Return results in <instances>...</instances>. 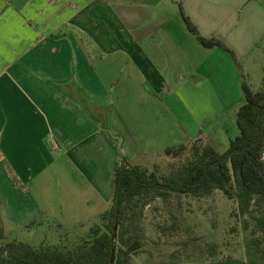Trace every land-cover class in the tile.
<instances>
[{
	"label": "crops",
	"instance_id": "obj_1",
	"mask_svg": "<svg viewBox=\"0 0 264 264\" xmlns=\"http://www.w3.org/2000/svg\"><path fill=\"white\" fill-rule=\"evenodd\" d=\"M168 1L175 9L178 0ZM183 1L198 8V15L188 18L199 31L197 20L206 18L201 2ZM161 2L0 0L1 198L5 190L13 191L4 180V165L25 185L58 161L84 188L111 198L118 158L133 163L185 144L233 107L234 118L241 79L229 55L201 46L178 8L154 16L150 7ZM246 7L238 33L241 52L256 46L261 36L255 31L264 32V10L256 15L263 21L261 30L251 22L257 19L255 5ZM47 136L57 144L55 159ZM30 191L23 189L19 205L7 200L0 211L10 214L6 222L20 228L59 222L52 205L38 207Z\"/></svg>",
	"mask_w": 264,
	"mask_h": 264
},
{
	"label": "trees",
	"instance_id": "obj_2",
	"mask_svg": "<svg viewBox=\"0 0 264 264\" xmlns=\"http://www.w3.org/2000/svg\"><path fill=\"white\" fill-rule=\"evenodd\" d=\"M178 9L186 30L197 42L207 49L227 52L240 74L243 103L235 113L237 131L228 138L227 148L218 152L203 144L199 132L194 140L143 156L137 162L118 158L109 209L97 216L71 247L63 241L36 247L1 243L0 264H109L111 257L112 264H131V258L143 253L142 247L148 242L140 228L147 216H151L149 224L157 235V241L149 243L155 248L174 249L165 258L168 262L161 264L229 261L232 258L222 255L216 240L204 238L188 223L184 224L193 212L191 204L206 201L215 191L233 207L227 217L233 223L234 218L241 223L244 232L250 230L251 239L243 257L245 264H264V75L259 89L251 91L235 54L216 39L200 37L180 6ZM263 41L264 38L255 47L260 48ZM154 157H164L173 163L167 172L158 174L156 167L147 168L149 159ZM41 226L36 221L27 228ZM227 232L233 234L234 227ZM160 240H163L161 244Z\"/></svg>",
	"mask_w": 264,
	"mask_h": 264
},
{
	"label": "rangeland",
	"instance_id": "obj_3",
	"mask_svg": "<svg viewBox=\"0 0 264 264\" xmlns=\"http://www.w3.org/2000/svg\"><path fill=\"white\" fill-rule=\"evenodd\" d=\"M163 1L150 7V12L154 16L170 15L173 12H177L178 5L187 18L189 14H192L194 18L198 15V8H188L183 0H178L173 10H171L168 0ZM199 1L203 8L201 15L206 17L205 19L197 20V24L201 28L197 31L198 34L200 32L199 36L202 37L201 34H204L205 38H202L216 39L227 48L234 49L240 72L246 85L251 91H257L264 75V41L260 48L252 46L249 50L241 52L238 46L241 42L239 41L238 33L243 23V17L248 14L249 6H246L250 3L254 4L255 12L253 15L256 16L259 15V8L264 10V0ZM256 17L257 19H251V22H253V25L259 24L262 30L261 23L263 21L261 17ZM190 22L196 28L194 23ZM256 36H261L257 39V43H259L264 38V32L255 31ZM50 88L56 90V87L53 85ZM240 102L241 104L243 103L242 100ZM240 105H237V107ZM232 109L223 113L215 124L213 123L204 127V134L203 136L201 135L203 144L214 147L218 152H223L227 148L228 138H232L237 131L234 126ZM49 137L52 138V136H47L45 140L46 147L51 158L54 157L55 159L58 154L57 151L55 153L52 150V147H55L57 150V144ZM171 163L173 161L170 159L154 157L149 159L147 168L156 167L158 174H162L167 172L168 166ZM3 170L4 180L8 182V187H12L13 191L7 192L5 190L4 194L6 197H0V211L3 212L7 200L13 201L14 206L19 205L18 202L23 200V189L27 191L31 187L30 196H32L34 203L40 208L45 202L46 204L50 203L52 209L59 216V222H44L41 227L27 229L28 225L25 228H20L6 222L10 214H0V243L16 242L36 247L40 244L55 245L59 241H63L67 247H71L77 236L86 232L89 226L96 221V217L106 212L110 207L111 198L109 193L101 191L100 196H97L87 188H84L80 183L73 180L72 169L63 162L58 161L55 165L48 166L45 173L40 175L37 180L32 179L31 181V177H29V181L25 182V185L20 182L18 173H14L9 165H4ZM28 176L30 175H26V178ZM3 192V188L0 186V194ZM191 205L190 209L193 212L184 224L188 223V225L193 227L195 233L203 234L204 238L216 240L221 245L220 251L223 256L243 259L245 256V246L251 239L250 230L248 229L244 232L241 229V223L237 222L235 218L233 223V220L227 217L233 208L231 203L226 201L220 192L215 191L213 196L206 201L200 204L192 203ZM75 220H79L81 223H77ZM149 221H151V216H147V219L140 224V228L148 242L142 247L143 253L131 258V264H161V262H168L169 259L165 261V258L174 250L173 248L164 246H157L155 248L149 243V241L153 243L157 241V235L152 226H150ZM81 224L83 227H79ZM231 227H234V233L228 234L227 231ZM160 241L159 243L161 244L163 240ZM225 241H228V244H224Z\"/></svg>",
	"mask_w": 264,
	"mask_h": 264
},
{
	"label": "water",
	"instance_id": "obj_4",
	"mask_svg": "<svg viewBox=\"0 0 264 264\" xmlns=\"http://www.w3.org/2000/svg\"><path fill=\"white\" fill-rule=\"evenodd\" d=\"M113 263V257L110 258L109 264Z\"/></svg>",
	"mask_w": 264,
	"mask_h": 264
},
{
	"label": "built area",
	"instance_id": "obj_5",
	"mask_svg": "<svg viewBox=\"0 0 264 264\" xmlns=\"http://www.w3.org/2000/svg\"><path fill=\"white\" fill-rule=\"evenodd\" d=\"M51 139V137H49ZM52 150H55V147H52Z\"/></svg>",
	"mask_w": 264,
	"mask_h": 264
}]
</instances>
